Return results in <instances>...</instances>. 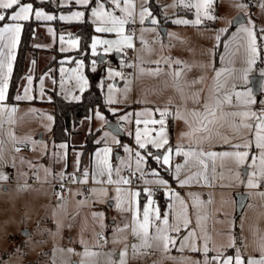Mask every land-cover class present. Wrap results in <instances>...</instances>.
Here are the masks:
<instances>
[{"label": "rangeland", "instance_id": "rangeland-1", "mask_svg": "<svg viewBox=\"0 0 264 264\" xmlns=\"http://www.w3.org/2000/svg\"><path fill=\"white\" fill-rule=\"evenodd\" d=\"M97 2H102V0H94L87 8L81 5L70 11H63L58 14V17L71 16L74 12L84 11L85 15L82 20L88 18L92 21L90 9L96 6ZM188 2L189 0H184V3ZM190 2L194 4L196 0H190ZM253 2L254 4L251 5L244 0H218L210 9L217 19L208 20L202 17L203 22L194 26L174 23L177 19L190 21L196 19L195 9L186 8L183 3H180V0H132L133 16L129 18L130 22L125 25V34H133V43L136 49L135 58L131 59L133 56L123 53L122 50L117 52L119 53L117 56L114 49L105 54L100 47L97 48L100 55L93 56L90 68L92 70V61L95 60V71H92L99 84L104 88L107 106L106 109L99 106L93 109L91 119H85L82 125L76 128L70 144H64L67 145L66 148L59 147L54 141L52 132L53 105L47 99L53 96V90H56L65 99L73 101L78 100L76 97L80 99L83 92L79 90L77 81L70 78L72 77L70 70L77 64L69 62L72 57L67 53L77 48L69 45V34L60 33L59 38L63 36L65 42L61 44L58 38L56 50L49 54L50 57L47 59L49 63L47 64L52 69L42 76L43 83L40 81L34 86L29 85L26 80L22 91L18 93V95H23L24 89L30 88L29 95L35 99L5 102L8 108L16 107L17 112L14 114L0 113V154H2L0 155V173L8 177L7 180H0V264H53V261L55 264H73L81 257L67 251L54 250L73 248L76 253H82L84 246L79 243L81 238L87 242V246L92 251L107 253L113 247L117 251L122 247L120 244H107L103 248L96 245L95 232L101 231V228L100 221L92 218L93 212L104 214L103 223L106 227L103 229V233L108 239L112 238L115 226H122L126 223L130 219V214L121 213L115 207L114 185L102 186L93 181L95 154L109 147L111 148L110 162L114 168L121 169V176H127L131 170L135 171L136 157L134 153L139 151L141 155H144L145 152L143 149H139L135 142V120L142 118L138 114H146L149 109L154 111L156 108H164L170 99L174 103L180 102V97L173 87L172 73L178 68H183L184 64L188 65L190 57L193 58V63L197 64L196 68L194 70L185 68L181 74V82L190 83L193 79H199L201 76L204 80L202 84L185 88V92L189 96L192 92L203 89L201 92V101L203 102L208 98L209 90L215 86L213 79L215 71L235 68L237 71L231 78H228V72L221 76L220 83L223 86L221 96L231 88L233 83L236 84V91H244L245 87L251 88V77L259 75L263 78L261 95L257 96L251 89L254 103L258 105V107H254L255 113L258 115L264 113V76L261 75V71L264 70V32L260 31L264 29V7H262L264 0H253ZM241 4L245 7L238 6ZM50 5L57 11L61 8L51 1ZM121 7H125L123 0H121ZM142 7H147L152 13L151 17L145 18L144 23L140 22ZM105 9L115 11V14L121 17L125 15V13L114 9L110 0L106 3ZM38 10L55 16L53 12H48L44 8H38ZM241 13L246 20L234 26L235 17ZM152 19H156L158 23H151ZM162 22L165 24L163 25ZM241 25L246 27L254 25L257 42L256 63L248 74L246 86H243L238 79L243 74L240 70L247 67L245 61L249 56L247 34L239 31ZM60 26L64 31L69 32V28L63 22H60ZM163 28L166 29L165 32ZM222 29H227V31H221ZM217 35L220 36L219 41L216 40ZM93 37L108 40L119 39L116 33L95 32ZM91 43L92 39L90 50ZM61 47L66 51H60ZM222 57L223 59H221ZM175 60L182 61L183 65L174 67V63L171 66L165 63V61ZM156 61H159V64L155 63ZM132 63L136 67L134 77L124 75L109 77V69L121 72L122 68ZM85 66L84 62L82 71L87 78L88 87L90 80ZM156 68L162 69L161 73L155 76L151 75V71ZM141 69L144 70L143 73ZM109 85H113L111 92L108 89ZM126 88L129 89L127 93H125ZM110 97L115 101L114 103L108 102ZM236 104L238 105V103ZM239 105L240 107L245 105L244 98L239 100ZM238 109L239 111L247 110L246 108L240 109L239 106ZM97 113L104 116L105 119L100 120ZM125 115H128L127 121L122 119ZM49 116L52 117L51 120L48 119ZM155 118L157 119V115ZM175 121L173 126L166 123L169 144L172 146L173 152L177 146H182L183 138H188L187 141L197 142L205 149H211L215 153L234 152L237 149L232 145L243 143L245 140L253 141L248 161L244 165L237 167L231 158H221L220 156L214 158L213 179L217 187L210 190L183 191L174 188L184 199L187 206V217L191 221L186 229H182L179 236H185L189 230L196 227V221L199 218L200 226L196 227V246L202 247L205 237H210L209 248L210 246L221 247L227 242L229 243L230 236L235 238L234 233L239 230L240 224L244 223L250 214L262 211L261 207H256L254 201L264 198V196L258 195L264 191H258L247 185L250 173L254 170L250 166L253 156L257 157L255 171L258 175L256 180L258 183L260 182L259 150L254 146L255 122L251 119L246 121L252 123L253 127L235 133L231 127V118L226 121L218 120L211 126L212 131L209 134L193 132L183 120ZM110 122L118 125L123 122L125 126L120 127L124 135L120 136L108 128L107 124ZM196 126L193 124V128ZM140 127L143 128V125ZM186 132L192 134L182 135ZM113 138L119 143H115ZM92 140L99 141L98 143L101 144L93 151V154L86 152L81 156L82 146L89 144ZM24 145L26 147H23ZM125 147L133 149V153L125 151ZM17 148L20 151L17 152ZM239 150L244 151L245 149ZM154 153L156 155L165 154L163 149L155 148ZM173 156L171 163L174 159ZM77 160H79V165H77ZM159 165H144V170L148 173L144 178L153 179L151 171L155 170L160 173V177L167 180ZM85 170L89 172L87 184L71 181V174L75 173L76 177L81 176ZM61 173L64 174L63 179H61ZM138 175L140 176L139 173ZM66 177H69L68 184L59 183ZM35 178L36 181H34ZM114 178L116 177L114 176ZM104 179L107 177L105 176ZM61 185L64 186L63 189ZM236 186H240L239 190L241 191H238ZM101 187L108 189L107 195L99 192L93 195L89 191ZM145 187L153 190L152 199L159 206L161 214L167 215L170 223L177 222L176 214L181 208L179 202L170 199L167 189L157 193L154 189L157 187L156 185H145L139 178L138 184L131 190L141 191L139 198L141 211L147 203L146 196L142 194L144 193L142 189ZM87 191L90 192L89 196L86 194ZM64 192L66 193L64 194ZM240 192L247 195L251 193L252 200L242 214L236 218V194ZM58 193L64 197V209L60 207ZM78 193L83 195H78ZM142 196L145 198L142 199ZM81 200L84 201L83 205L78 203ZM97 200L100 202H94ZM73 216L75 219L72 218ZM182 220L183 217H179V222ZM57 222L63 225L59 232H57ZM68 224H72V227L68 228ZM173 235L176 234L173 233ZM128 239L132 240L130 234ZM179 244L180 240H177V248ZM177 248H173L167 254L175 259H168L165 255L157 253L154 257L145 258L142 261H132L131 264H151L153 259L158 260L159 264H195L199 261L198 253L188 249L180 252ZM88 259L95 261L96 264H106L107 258L101 255Z\"/></svg>", "mask_w": 264, "mask_h": 264}, {"label": "snow or ice", "instance_id": "snow-or-ice-1", "mask_svg": "<svg viewBox=\"0 0 264 264\" xmlns=\"http://www.w3.org/2000/svg\"><path fill=\"white\" fill-rule=\"evenodd\" d=\"M76 4L82 5L87 8L90 4L93 3V0H74ZM109 0H102V2H97L96 6L91 7V16L93 18L92 23L97 24L98 26L95 28L97 33H116L119 39L117 40H108L101 39L99 37H93L91 43V53L93 56L100 55L97 51V48L100 47L103 52L106 54L113 49L117 52H120L123 47L134 48L135 45L133 43V34H125V25L130 22V19L133 16L132 8L134 5L132 4V0H123L125 7H121V0H110L111 5L114 6V9L119 10L120 12L125 13L123 17L115 14V11H107L105 9L106 3ZM218 0H196L193 4L190 2L184 3V0H180V3H183L186 8H194L195 9V20H187V19H177L174 21L176 24H192V25H200L203 18L208 20H216L217 16L213 15L210 12L214 3H217ZM241 8H244L245 5H238ZM264 7V5H262ZM0 22H5L3 26H0V113L8 112L9 114H14L17 112L16 107L8 108L6 105L7 93L9 88V80L13 71V62L16 59V48L20 42V36L24 29V22L30 21L31 19H35L37 21H52L57 19L54 15H49L42 10L35 9L33 7V3L24 2V0H0ZM11 10V11H8ZM84 11H77L72 13L71 16H60L59 19L64 21H80L84 17ZM152 13L149 11L147 7H142L140 12V22L144 23L146 17H151ZM6 20H10L11 23H7ZM134 22V21H132ZM151 23L156 24L158 21L156 19H152ZM49 31H52L51 29ZM221 31H227V29H222ZM240 32L246 33L248 38L247 51L249 53L248 58L246 59L247 67L241 69L240 71L243 73L238 79L241 81L243 86H246L248 83V74L252 70V67L256 63L257 57V42L256 35L254 31V25L250 27H246L241 25ZM264 32V29L260 30ZM61 44H63L64 37L60 38ZM220 36H216V40L219 41ZM143 42V40H142ZM69 45L75 48L79 47V39L78 38H70L68 41ZM66 49L61 47L60 51H65ZM223 59V57L221 58ZM234 62V61H233ZM155 63L159 64V61ZM165 63L171 66L172 63L176 65H181L183 62L179 60L175 61H165ZM77 66L71 69L72 77L74 78L78 85L79 90L81 92L88 85L87 78L83 75L84 61L78 60L76 61ZM96 61H92V70L95 71ZM185 68L190 69V66L184 64L183 68H178L175 70L172 75L174 78L173 87L180 97L179 103H174L173 100H169L168 104L164 108H156L154 111L152 109L147 110L145 113H140L138 116L142 118H138L135 120V142L138 145L139 149L145 150L144 155H141L139 151L134 153L135 160V172H130L128 176H121V169L119 167L114 168L110 162L109 155L111 153V148L106 147L101 151L96 152V160L94 171L92 173V179L96 184L99 185H114L115 186V196L113 199L115 200V207L121 213L130 214V219L124 223L122 226L116 225L112 234V238L108 239L104 236L103 229L106 227L103 223L104 214L101 212H93L92 218L94 220L100 221L101 231L95 232V241L96 245L103 248L104 245L111 244L117 245L120 244L122 247L117 251L115 247H113L109 252L102 253L97 251H92L87 246V242L81 238L79 243L84 246V251L82 253H76L73 248L62 249L58 248L54 251L64 252L67 251L70 254H74L80 256L81 259L78 261H74L73 264H96L95 261H89V257H99L104 255L106 259V264H131L132 261L144 260L145 258H151L156 256L157 253L161 255H165L168 259H175V257H171L169 254L173 248H177V240H180L178 251L183 252L185 249H188L193 252H203L204 256L207 257L209 251H216L215 249H210L208 247V240L210 237H205L204 244L202 247H197L195 244V239L197 238L196 227L200 226L199 218L196 221V227H193L191 230L187 232V234L183 237L179 236V233L182 229H186L188 224L191 221L187 217V206L185 204L184 199L180 196L178 192L172 189L169 186L167 180L160 177V173L152 170L151 175L153 179H145L148 175L144 170V165H147L148 158H152L158 164L163 166H168V170H170L173 166L171 164V157L175 156H183L185 157V164H177L174 166L175 168V180L177 183L184 187L193 182H199V177H203L205 183H208V175L207 169L208 164L205 162L203 157L216 158L220 156L221 158H231L237 167L244 165L249 158L250 152L249 150L253 146V141L245 140L243 143H237L232 145L235 149L234 152H223V153H215L204 151H197L193 149H189L188 151H184L182 146H177L175 152H173L172 146L169 144V138L166 131V122L169 117L174 120H183L184 123L193 130V132H204L211 133L213 126L218 120H228L231 118V127L235 133L242 132L243 129H251L253 127L252 123H247L248 120H253L255 122V148L259 150V177L261 180H264V113L257 114L255 112H251L249 110L239 111L232 110L238 108L237 104H234L233 99L235 98L237 101L244 98L245 105H251L255 102L252 89L245 87L244 91H236V84L233 83L231 88L221 96V88L223 87L220 83L221 76L228 72V78H231L232 75L237 71L235 68L233 69H221L216 70L215 75L213 77L215 81V86L209 90V96L207 99L201 101V92L203 89L199 91H194L189 96L185 92L186 87H191L195 84H202L204 78L201 76L199 79H193L190 83L187 81L181 82V74ZM62 71H64L62 69ZM143 69L141 72L143 73ZM162 69L156 68L151 71V75H159ZM261 75L264 76V70L261 71ZM123 74L119 71H112L109 69V77H122ZM27 82L29 85L32 83V78L28 77ZM41 83H43L41 81ZM130 83V82H129ZM109 92L112 91L113 85L108 86ZM129 89H125V93H127ZM30 88L24 89L23 95H17L15 99L17 101L21 100H32L35 97L29 95ZM50 99V98H49ZM79 99V97H76ZM191 99L192 103L197 105L198 107L188 108V100ZM109 103H114L115 101L110 97ZM173 109V110H170ZM226 109H228L226 111ZM34 111V110H33ZM159 115V119H156L155 116ZM97 116L100 120H104V116L97 113ZM237 118H239L237 120ZM49 120L52 119L51 116L48 117ZM123 120H128V115L122 117ZM193 124L197 126L193 128ZM143 125V128L140 127ZM159 127H156V126ZM192 133L186 132L182 135L187 136ZM115 143H119L118 140H115ZM99 142V141H98ZM149 146L155 148L157 150L163 149V155H156L152 151L148 150ZM61 148H66L67 145H60ZM245 149L244 151H240L239 149ZM16 151H20L19 148ZM125 151L130 154L133 153V149L125 147ZM2 155V154H0ZM188 159H194L199 165H202L204 168V172H197L191 176H186L184 179H181V172L184 170L185 165L188 163ZM257 164V157L253 156L251 160V167L254 169L247 180V185L250 188H258L260 184L257 182V171H255V166ZM77 165H79V160H77ZM131 167L130 165L128 166ZM79 171V168L77 167ZM47 171V170H46ZM139 173V178L143 180L145 185H156L158 187H163L167 189L168 195L170 199H174L179 202L181 205L180 211L177 215V222L170 223L167 215H162L159 206L156 205L155 201L152 199L153 190L149 187H145L142 189L146 196V206L141 211L140 207V196L141 191H132L130 186L133 184L132 177ZM61 179L64 178V174H60ZM107 179H104V177ZM114 176L116 178H114ZM8 177L0 173V180H7ZM73 183L80 182L83 184H87L89 180V172L85 170L81 173L80 177H76L75 173L71 174L70 177ZM63 185L61 188L63 189ZM93 195L98 192L107 195L108 189L106 187H101L99 189L93 188L89 190ZM60 200L61 209L65 208L64 197L59 193L57 194ZM78 195H83L82 193H78ZM260 196H264V192L258 193ZM94 202H100L99 200ZM79 204L83 205L84 201H78ZM195 206V204H194ZM78 215V213H77ZM179 217H183L182 222H179ZM75 219V217H72ZM63 227L62 223L57 222V232L61 230ZM68 228L72 227V224L67 225ZM175 233L176 235H173ZM131 235L132 240L129 241L128 237ZM228 247H236L235 238H229ZM241 247H245V245H241ZM264 264V246H261V257L259 259L251 258L248 259L247 262L240 255L239 249H237L235 256H225L224 252L220 250L216 256H213L211 260L205 259L203 264ZM55 264V261H53ZM151 264H159V261L153 259ZM195 264H200V262H195Z\"/></svg>", "mask_w": 264, "mask_h": 264}, {"label": "crops", "instance_id": "crops-1", "mask_svg": "<svg viewBox=\"0 0 264 264\" xmlns=\"http://www.w3.org/2000/svg\"><path fill=\"white\" fill-rule=\"evenodd\" d=\"M38 1H51L52 3H55L56 6L67 7V8L61 9L59 11H54V10L52 11V10H47L43 6H36L35 7L33 5L34 10L38 9V8H44L48 12H53L55 14V16L57 17V19L52 20V21L41 20V22L36 26L34 36H33V41H32V47L33 48L27 54V60H26L24 75L20 81V84H19V87L17 89L15 97L18 95V93H20L22 91L23 86L25 84V81L28 79V77L32 78L31 84L36 86L42 80L41 79L42 76L46 75L52 69V67H50L47 64V63H49V62H47V59L50 57L49 54L56 50V44H57V40L59 38L60 33L69 34V38H77L73 34V30L71 28L68 27L69 32H66L60 26V22L68 23V22H72L73 20L72 21H67V20L62 21L59 19L58 14L63 12V11H70L73 8L79 7L81 5L74 3L73 0H70V1L69 0H38ZM26 2H28V1H26ZM0 11H5V10H0ZM8 11H11V10H8ZM6 22L11 23L10 20H6ZM4 23L5 22H1L0 26H3ZM168 23H170V22H168ZM162 24L164 25L165 23L162 22ZM94 25L96 28V24H94ZM50 29L52 31H49ZM21 35H22V33H21ZM20 39H21V36H20ZM18 49H19V44L17 45V48H16V57H17ZM115 52L118 56L119 53H117V51H115ZM134 58L135 57H133L131 59H134ZM188 60H189L188 65L190 66V69L194 70L196 68L195 65H197V64L193 63L194 60L192 57H190ZM15 61H16V59H15ZM15 61L13 62V70H14ZM146 63L148 64L149 62H146ZM173 65H174V67L177 66L175 63ZM169 73H171V72H169ZM12 74H13V71H12ZM134 76L135 75H133V77ZM11 77H12V75H11ZM10 83H11V78L9 80V88H10ZM262 83H263V78H262ZM9 88H8L6 102H10L8 100ZM251 88H252V83H251ZM261 89H262V86H261ZM52 99H53V96L47 100L51 102ZM15 101H16V99H15ZM233 102H234V104L238 103V106L240 109L246 108L247 110H249L251 112H255L254 107H256V106L258 107V105L255 103H252L251 105H247V106L244 105V106L240 107L239 101L237 102V100L235 98L233 99ZM187 107L193 108V107H198V106L193 104L191 99H189ZM226 110H228V109H226ZM232 110H239V109L236 108V109H232ZM88 118H90V117H88ZM157 119H159L158 114H157ZM175 122L176 121L174 119H171V117H169L167 119L166 123L168 125L173 126L175 124ZM186 139H188V138L182 139L183 140L182 147H183L184 151H188L191 148V149L197 150V151H204L205 153L213 152L211 149H205L204 147H202V145H200L197 142H193L192 140L187 141ZM148 150H150L154 153V148H152L151 146H149ZM173 158H174L173 162L171 163L173 167L170 170H168V166L162 167L152 158H148L147 164L149 166H152L155 164L159 165L162 174L167 178V180L169 181V186L172 189L178 188L180 191H183V190H210L212 188L217 187L214 184V179H213V175H214V168H213L214 167V159L213 158H209L207 156L203 157L205 162L208 164V169H207L208 183H205L203 180V177L201 176V177H199L198 183L193 182V183L186 185L184 187H181L174 178L175 177L174 166L177 164H182V165L185 164L186 158L183 156H175V155L173 156ZM204 171L205 170H204L202 165H199L194 159H188V163L185 165L184 170L181 172V179H184L186 176H191L197 172H204ZM261 181L262 180L260 179V182ZM260 182H259V184H260ZM235 188H237L238 191H241V190H239L240 186H236ZM164 189L165 188H163L162 190H164ZM250 190H255V189H250ZM256 190L264 191V190L259 189V187L256 188ZM142 194L145 195L144 193H142ZM144 198H145V196H142V199H144ZM164 198L166 199V197H164ZM251 200L252 199H251V193H250V194H248V199L246 201V204H245L243 210L245 209V207L249 206ZM162 202H164V200ZM254 204L258 208L261 207L262 211L258 212V213L250 214V216H248L245 219L246 221L244 223L240 224L239 230L236 231V233H234L236 247L235 248L228 247V244H229L228 242L221 247L215 248V246H210V249H215L216 251H209L207 254V257L204 256L203 252H196V253H198V256H199L198 262H200V264H203L205 259L211 260V258L213 256H216L220 250H222L224 252L225 256H235L237 249H239L240 255L245 259L246 262L248 259H251V258L259 259L261 257V246H264V198L256 199V201H254ZM236 207H237V201H236ZM242 212H241V214H242ZM236 213H237V211H236ZM238 217H236V218H238ZM242 244L245 245V247H241ZM213 264H214V262H213Z\"/></svg>", "mask_w": 264, "mask_h": 264}, {"label": "trees", "instance_id": "trees-1", "mask_svg": "<svg viewBox=\"0 0 264 264\" xmlns=\"http://www.w3.org/2000/svg\"><path fill=\"white\" fill-rule=\"evenodd\" d=\"M26 1L33 3L35 7L43 6L47 10L57 11L50 5V1L24 0V2ZM244 1H247L251 5L254 4L253 0ZM66 8L67 7H61L60 10ZM40 22L41 21H37L34 18L30 21L24 22V29L21 35L9 88L8 100L10 102H15V95L24 75L27 54L33 48L32 41L34 32L36 26ZM64 24L73 30V34L80 41L79 48L68 51L67 54L72 57L69 62L74 63L77 59H82L85 62V68L90 83L83 91L81 98L76 101L67 100L62 95L58 94L56 90L52 91L53 99L51 100V103L53 105L54 113V125L52 132L54 141L57 145H59V147L62 144H70L72 135L75 133L76 128L82 125L85 119L91 117L95 107L99 106L100 108L106 109L107 106L104 88L99 84L95 73L90 68V62L93 58L90 50V41L95 33L94 23L86 18L81 21H72ZM100 144L101 143L92 140L89 144L82 146L83 152L81 153V156L86 154V152L92 154Z\"/></svg>", "mask_w": 264, "mask_h": 264}, {"label": "water", "instance_id": "water-1", "mask_svg": "<svg viewBox=\"0 0 264 264\" xmlns=\"http://www.w3.org/2000/svg\"><path fill=\"white\" fill-rule=\"evenodd\" d=\"M246 20L245 16L241 13L239 15H237L233 21V25L237 26L239 24H241L242 22H244ZM163 31L165 32L166 29L163 28ZM251 83H252V88H253V92L254 94H256L257 96L261 95V86H262V77L259 75H255L252 76L251 78ZM107 127L110 128L114 133L123 136L124 132L121 129L120 125H118L117 123H113L110 122L107 124ZM77 177H80V175H78ZM248 199V195L240 192L236 195V201H237V213H236V217H238L241 212L243 211V208L246 204V201Z\"/></svg>", "mask_w": 264, "mask_h": 264}, {"label": "built area", "instance_id": "built-area-1", "mask_svg": "<svg viewBox=\"0 0 264 264\" xmlns=\"http://www.w3.org/2000/svg\"><path fill=\"white\" fill-rule=\"evenodd\" d=\"M135 51H136L135 47H134V48H127V47L122 48V52H123V53H125V54H129V55H131V56H133V57H134ZM121 72H122V74H123L124 76H126V77L135 75V72H136L135 64L132 63L131 65H128V66L122 68ZM171 119H172V118H171ZM120 126L123 127V126H125V124L122 122V123H120ZM23 147H26V145H24ZM130 172H135V171H133V170L129 171V172H128V175H129ZM128 175H127V176H128ZM132 179H133V184L130 185V186H128V187H130V188H134V187L138 184V182H139V175H138V173H136V175H134V176L132 177ZM34 181H36V178L34 179ZM59 183H61V184H63V185L68 184V183H69V177H66V178L64 179V181H61V182H59ZM154 189H155V192L158 193V192H161L162 187H158V186H157V187H154ZM259 189L264 190V180H262V181L260 182ZM65 193H66V192H64V194H65ZM86 194H87V196H89V195H90V192L87 191Z\"/></svg>", "mask_w": 264, "mask_h": 264}]
</instances>
